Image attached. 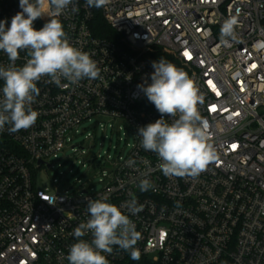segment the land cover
Returning a JSON list of instances; mask_svg holds the SVG:
<instances>
[{"label": "built area", "instance_id": "2783aa9c", "mask_svg": "<svg viewBox=\"0 0 264 264\" xmlns=\"http://www.w3.org/2000/svg\"><path fill=\"white\" fill-rule=\"evenodd\" d=\"M98 10L108 32L98 34L86 0H73L58 17L49 6V15L34 21L40 29L58 19L70 43L101 71L78 85L43 77L32 105L35 124L0 131V264H69L71 245L93 238L73 234L89 219L87 202L102 196L117 207L133 198L142 207L135 215L121 208L141 234L140 259L113 246L103 253L109 264H264V0H109ZM19 11V0H0L6 27ZM229 19L236 21L234 39L222 35ZM161 56L204 96L198 108L216 159L195 179L164 175L158 155L141 147L138 129L161 114L138 85L151 83L152 63ZM28 58L21 50L16 66ZM9 63L0 51V66ZM2 87L0 80V97ZM86 132L94 142L96 133L104 141L112 135L126 150L90 158L93 145L80 154L89 165L55 169L72 136ZM41 170H55L44 187ZM142 179L153 187L141 191ZM54 194V205L44 200Z\"/></svg>", "mask_w": 264, "mask_h": 264}, {"label": "clouds", "instance_id": "9594fccd", "mask_svg": "<svg viewBox=\"0 0 264 264\" xmlns=\"http://www.w3.org/2000/svg\"><path fill=\"white\" fill-rule=\"evenodd\" d=\"M108 3L109 0H86L88 7L95 8ZM72 4L73 0H19L21 11L11 18L10 26L6 27L7 20H0V51L5 52L10 61L7 67L0 66V80L3 81L0 131L8 125L7 130L16 133L35 124L39 113L32 105L40 93L37 82L43 77L57 86H61L62 79L78 85L85 79L100 78L101 70L96 61L70 43L58 19L50 18L40 29L34 27L35 20L49 15V6L52 8L50 16L58 17ZM72 10L75 12L78 8L73 6ZM235 23L234 19L225 21L224 37L235 38ZM21 50H26L29 58L23 66H16ZM152 67L151 83L138 87L161 117L138 129L141 147L158 155L164 175L195 179L216 159L209 124L198 108L204 103V96L185 71L163 57L154 61ZM165 114L171 117V123L164 118ZM127 164L133 166L135 161L130 159ZM152 187L150 180L140 181L141 191ZM57 199L54 194L44 200L54 205ZM121 208L133 215L142 211L134 198L120 207L108 203L104 196L88 200L89 219L80 223L73 234L80 238L91 232L93 238L91 242L78 239L71 245L67 255L69 264H109L103 253L111 254L113 246L127 252L133 260L140 259L135 246L141 234Z\"/></svg>", "mask_w": 264, "mask_h": 264}, {"label": "rangeland", "instance_id": "374dc122", "mask_svg": "<svg viewBox=\"0 0 264 264\" xmlns=\"http://www.w3.org/2000/svg\"><path fill=\"white\" fill-rule=\"evenodd\" d=\"M92 125H93L92 123L86 124L85 126H82V128H86ZM87 133L88 132H86L83 135L78 133L77 135L72 136V142L66 148L64 154L61 155L60 160L55 163V169H57L58 164H61L62 165L61 170H64L66 172L70 169L76 170L78 167L77 161H83L89 165L90 163L89 160H87L86 156H81L80 154L82 153L83 150L89 153L93 145H95V149L91 151L90 158H94L95 156L102 154L103 151H107V150L108 151L111 150V152L113 153L114 147H118L120 150L121 149L126 150V147L123 144H118L115 140V137L113 138L112 135L111 136L109 135V138H111V140L104 141L101 134L96 133L95 142H94L92 139L86 138ZM101 144H103V147L100 146ZM73 146L77 147L78 153L75 154L72 152ZM79 175L80 174H78V176ZM53 177H55V170H50L48 174L46 173V171L41 170V172L38 174V183L40 186L44 187L50 183V179ZM81 179H84V181L86 180L85 177H82Z\"/></svg>", "mask_w": 264, "mask_h": 264}, {"label": "trees", "instance_id": "16d2710c", "mask_svg": "<svg viewBox=\"0 0 264 264\" xmlns=\"http://www.w3.org/2000/svg\"><path fill=\"white\" fill-rule=\"evenodd\" d=\"M93 8H94L95 15H96L94 24H95L96 30L98 29V34L101 31L108 32V26L106 25V23H104V20H103V18L101 16L100 11L98 10V8H95V7H93ZM161 57H163L165 60H168V58L166 56L165 57L161 56Z\"/></svg>", "mask_w": 264, "mask_h": 264}, {"label": "snow or ice", "instance_id": "6c2138e0", "mask_svg": "<svg viewBox=\"0 0 264 264\" xmlns=\"http://www.w3.org/2000/svg\"><path fill=\"white\" fill-rule=\"evenodd\" d=\"M185 55L187 56L188 55V53H185ZM190 58V57H189ZM213 111H215L216 109L213 107V109H212Z\"/></svg>", "mask_w": 264, "mask_h": 264}]
</instances>
